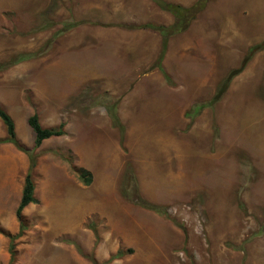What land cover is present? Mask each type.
Returning a JSON list of instances; mask_svg holds the SVG:
<instances>
[{
  "label": "rangeland",
  "instance_id": "obj_1",
  "mask_svg": "<svg viewBox=\"0 0 264 264\" xmlns=\"http://www.w3.org/2000/svg\"><path fill=\"white\" fill-rule=\"evenodd\" d=\"M246 1L0 0V106L23 147L0 143V264H264V48L192 114L264 46ZM165 2L205 19H181L163 52L142 26L178 22ZM28 112L65 133L35 147ZM29 152L36 202L12 261Z\"/></svg>",
  "mask_w": 264,
  "mask_h": 264
},
{
  "label": "trees",
  "instance_id": "obj_2",
  "mask_svg": "<svg viewBox=\"0 0 264 264\" xmlns=\"http://www.w3.org/2000/svg\"><path fill=\"white\" fill-rule=\"evenodd\" d=\"M162 7L165 8L166 10H169L174 15L178 16L179 17L178 22H176V24H174L171 27H166L163 25H157V24H152V23L144 24L142 27L153 28L160 33V35L163 38L162 47H163V52H164V51H166V49L168 47L169 38H171L176 33H180V32H182V30L186 29L187 25L183 24V22H180L181 19H185L187 21L186 22L187 24L189 22H192L197 17V15L203 10L204 5L195 4L192 7H185V6L180 5V4H171V3L165 2V3H163ZM262 48H264L263 44L254 45L250 49L249 54L246 56V58L241 63V66L235 70H232L222 80V82L218 86L217 91L215 92V95L213 96V99L211 100V102H209L207 104L201 103V104L194 106L195 110L193 109L192 114L197 115L205 107L212 105V104H215L216 102L221 100V98L223 97V95L227 91V89L230 86L234 77L236 75H238L244 69L246 63L251 59L252 53L257 52ZM32 57L33 56H31V55L21 56V60H24V59L26 60V59L32 58ZM161 70L165 74L166 78L170 79V76L165 72V70L162 68V66H161ZM111 116L113 117L112 121L114 122V124L117 127H119V129L121 131V135L123 136L124 131H125V126H124L122 120L120 119V116L118 115L117 111L112 110ZM0 119L6 127V134H7L5 138L0 139V143H2V142L14 143L20 149H23V147L19 144V141L17 140L16 123H15L13 117L11 116V114L6 109H4L1 106H0ZM28 124L30 125V127L32 128V130L34 132L35 147H40L46 139H49V138L54 137V136H59V135H62L65 133L62 128L43 126L41 123L40 117H39L38 113H36V112L32 113L29 116ZM122 136H121V139L123 138ZM29 158H30V163H29V167L27 170V174L25 176V181H24V186H23V190H22L20 203H19L17 210H16V216H17L18 221L20 223V230L16 235L10 236L9 250H10L11 255H12V258H11L12 261L15 260V253H16L15 243H14L15 239L17 237H19L20 235H22L24 230L27 229V225L25 223L23 211L28 205L36 202L35 182L33 179V171H34V168L36 167V164H37V156L35 154L29 152ZM80 177L83 179V182H85L86 184H89L91 182V178L87 177L85 174L81 175ZM138 201L142 205H145V207L153 209L159 213L162 212L161 208L157 205L150 204V203H148L145 200H142L140 198L138 199ZM123 253H124L123 251H118V253L115 256L111 257V260L113 258L121 257L123 255Z\"/></svg>",
  "mask_w": 264,
  "mask_h": 264
},
{
  "label": "crops",
  "instance_id": "obj_3",
  "mask_svg": "<svg viewBox=\"0 0 264 264\" xmlns=\"http://www.w3.org/2000/svg\"><path fill=\"white\" fill-rule=\"evenodd\" d=\"M236 1H238V0H236ZM247 2H248V0L246 1V4H247ZM247 9L248 10H250L251 11V13H258V12H261V15L260 16H263V18H261V19H264V6L263 5H261V3H259L257 0H252L249 4H248V6H247ZM206 14L208 15V17L209 18H213L214 19V16L213 15H215V14H213V13H210L209 11H207L206 12ZM233 15H231L230 17H232ZM219 17L221 18V15H219V14H217L216 15V19L217 20H219ZM208 18V19H209ZM198 20H196L195 19V21L196 22H204V17L202 16H198V18H197ZM229 22H234V21H229ZM23 92V90H20V93H22ZM23 110V109H22ZM10 113V112H9ZM11 114V116H12V113H10ZM31 114L28 112L27 113V115L25 116V118L27 119V121H28V118H29V116H30ZM13 117V116H12ZM13 119H14V117H13ZM15 121V120H14ZM16 123V122H15ZM17 126V125H16ZM16 129H17V127H16ZM7 135V134H6Z\"/></svg>",
  "mask_w": 264,
  "mask_h": 264
},
{
  "label": "bare ground",
  "instance_id": "obj_4",
  "mask_svg": "<svg viewBox=\"0 0 264 264\" xmlns=\"http://www.w3.org/2000/svg\"><path fill=\"white\" fill-rule=\"evenodd\" d=\"M161 138V137H160ZM209 157V156H208ZM212 162V161H211ZM192 167V166H191ZM210 186V185H209ZM155 189V188H154ZM215 190H216V187L214 188ZM152 191V190H151ZM217 191V190H216ZM154 195H156V194H154ZM138 241V240H137ZM142 252V251H141ZM162 259V258H161Z\"/></svg>",
  "mask_w": 264,
  "mask_h": 264
}]
</instances>
